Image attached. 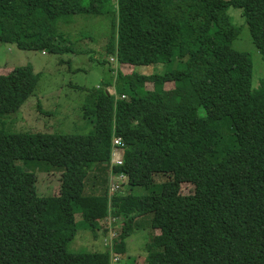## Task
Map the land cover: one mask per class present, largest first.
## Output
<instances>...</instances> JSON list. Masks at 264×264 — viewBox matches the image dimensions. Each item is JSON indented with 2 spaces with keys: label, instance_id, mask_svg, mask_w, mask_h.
Segmentation results:
<instances>
[{
  "label": "trees",
  "instance_id": "trees-1",
  "mask_svg": "<svg viewBox=\"0 0 264 264\" xmlns=\"http://www.w3.org/2000/svg\"><path fill=\"white\" fill-rule=\"evenodd\" d=\"M230 7L242 11L264 59V0H0V42L63 55L75 51V30H59L62 17L107 16L104 51L117 59L116 76L82 105L93 126L86 134L5 132L3 118L40 74L32 65L0 74V264H111L109 250L67 251L76 211L95 237L101 221L125 220L117 255L150 217L146 264H264V78L253 88L252 56L233 48L241 29ZM153 64L167 68L132 69ZM113 84L123 99L106 90ZM114 132L126 147L115 172L130 190L110 199ZM20 158L59 173L58 195H39ZM91 170L106 183L101 194L85 193ZM183 184L194 192L184 195Z\"/></svg>",
  "mask_w": 264,
  "mask_h": 264
},
{
  "label": "rangeland",
  "instance_id": "rangeland-1",
  "mask_svg": "<svg viewBox=\"0 0 264 264\" xmlns=\"http://www.w3.org/2000/svg\"><path fill=\"white\" fill-rule=\"evenodd\" d=\"M240 9L230 7L227 11L230 20L236 27L241 29L237 39L233 42V48L240 52H248L253 61V88L257 89L264 78V59L252 41L250 31L245 24V18ZM65 22H71L68 25ZM75 23V24H74ZM59 30L71 29L75 36L71 42L75 45V51L63 55L43 53L42 49L23 50L14 44L0 42V74H6L15 67L32 65L34 72L40 74L35 91L23 103L21 108L11 112L3 118L1 127L5 132H41L59 134H86L93 126L84 118L82 105L87 103L91 95L102 87L107 76L109 81L116 76L117 62H112V55L104 51L109 39L110 24L107 16L73 15L62 17L58 22ZM62 26V27H61ZM63 28V29H62ZM45 51V50H44ZM106 60L101 63L99 60ZM167 68L165 64H153L147 66L132 67L133 70L147 75L163 74ZM131 72V68H127ZM198 71L194 67L193 73ZM115 81V80H114ZM112 85L106 90L115 93ZM49 111V112H46ZM214 112V109H211ZM16 166L21 171L36 173L37 193L43 196L58 195L60 186V174L47 171V166L31 159H17ZM165 179L155 177L156 183ZM127 183V182H126ZM123 185L122 192L129 191L128 183ZM85 193H103L106 183L100 177H94L91 170L86 178ZM46 190V191H44ZM194 186L182 185L184 195L192 194ZM136 195H145L143 188H135ZM78 233L67 244V251L71 253L89 252L93 250H109L103 240L107 233L108 219L99 223L97 237L91 231L90 226L83 222L79 211L75 213ZM150 217L139 219L134 225L136 230L128 239V251L118 255L119 262L116 264H146V253L143 249L151 240L153 231L150 225ZM113 223L118 235L121 233L122 224L125 220L120 217ZM149 224V225H148ZM89 227V228H88Z\"/></svg>",
  "mask_w": 264,
  "mask_h": 264
},
{
  "label": "built area",
  "instance_id": "built-area-1",
  "mask_svg": "<svg viewBox=\"0 0 264 264\" xmlns=\"http://www.w3.org/2000/svg\"><path fill=\"white\" fill-rule=\"evenodd\" d=\"M115 62L117 61L116 57L111 58ZM125 145L122 141L121 137L116 135L113 136L112 140V152H111V161H110V174H109V182H108V194L111 199L114 194L120 193L123 189L124 182L127 177L123 174L116 173L115 168L120 167L124 163V155H125ZM115 218L109 217L108 219V228L107 233L104 237L103 242L108 245L109 251L111 254V264H116L119 262L118 255L113 251L114 242L118 236V232L114 229Z\"/></svg>",
  "mask_w": 264,
  "mask_h": 264
},
{
  "label": "clouds",
  "instance_id": "clouds-1",
  "mask_svg": "<svg viewBox=\"0 0 264 264\" xmlns=\"http://www.w3.org/2000/svg\"><path fill=\"white\" fill-rule=\"evenodd\" d=\"M45 53V52H44ZM115 73V72H114ZM113 86H114V84H113ZM115 87V86H114ZM114 91H115V93L114 94H112V93H110L109 92V94L111 95V96H113L114 98H115V100L116 101H118V100H120V99H123L125 96H120L119 97V95L117 94V90H116V88L114 89ZM114 135H116L115 134V132H114V134H113V136ZM117 136V135H116ZM113 140V139H112ZM123 141V140H122ZM124 143V142H123ZM125 145V144H124ZM125 151H126V147H125ZM111 152H112V148H111ZM125 154H126V152H125ZM124 157H125V155H124ZM111 161V160H110ZM124 164V163H123ZM123 166V165H122ZM109 167H110V165H109ZM128 181V179H126V181L124 182V184L126 183ZM109 182V181H108ZM127 184V183H126Z\"/></svg>",
  "mask_w": 264,
  "mask_h": 264
},
{
  "label": "crops",
  "instance_id": "crops-1",
  "mask_svg": "<svg viewBox=\"0 0 264 264\" xmlns=\"http://www.w3.org/2000/svg\"><path fill=\"white\" fill-rule=\"evenodd\" d=\"M68 25H71L72 23L71 22H67ZM68 30H71V29H68ZM73 34V33H72ZM44 53V52H43Z\"/></svg>",
  "mask_w": 264,
  "mask_h": 264
}]
</instances>
